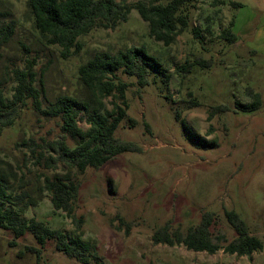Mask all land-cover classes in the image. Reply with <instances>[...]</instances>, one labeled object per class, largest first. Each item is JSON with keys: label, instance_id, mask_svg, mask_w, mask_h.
Returning <instances> with one entry per match:
<instances>
[{"label": "rangeland", "instance_id": "1", "mask_svg": "<svg viewBox=\"0 0 264 264\" xmlns=\"http://www.w3.org/2000/svg\"><path fill=\"white\" fill-rule=\"evenodd\" d=\"M223 1L219 7H212L211 0L189 6L188 26L169 46L149 38L147 24L131 10L113 29L96 27L79 37L80 52L63 59L59 48L48 45L35 29L26 0H0V25L11 23L14 28L0 49V88L10 98L16 85L13 72L31 64L35 87L42 90L40 110L27 99L14 124L0 134L9 192L29 191L35 200L21 216L72 237L70 220L53 210L49 194L38 191L45 176L68 173L80 184L75 214L82 219L81 240L90 247L86 263L57 252L54 242H47L37 255L27 249H39L29 233L14 239L11 231L0 229V264H264V250L250 258L223 251L236 237L225 211L235 212L249 235L264 240V0ZM226 30L235 36L233 44L224 40ZM132 46H144L158 64L144 87L120 71L114 76L128 85L126 115L133 122L123 120L115 137L134 143L140 152L119 154L83 173L62 163L51 169L36 163L31 149H46L47 143L62 137L58 119L42 114L46 107L62 94L84 98L78 68L98 54ZM195 59L202 65L184 78L176 74L175 67ZM247 87L261 98L254 113H242L235 105L250 102ZM104 103L110 110L112 99ZM221 104L230 110L208 121L210 109ZM176 113L215 148H202L190 139L175 120ZM85 120L80 113L77 125L82 130L88 128ZM204 213H212L210 232L221 239L215 254L152 242L153 232L164 224L185 232Z\"/></svg>", "mask_w": 264, "mask_h": 264}, {"label": "trees", "instance_id": "2", "mask_svg": "<svg viewBox=\"0 0 264 264\" xmlns=\"http://www.w3.org/2000/svg\"><path fill=\"white\" fill-rule=\"evenodd\" d=\"M128 0H26V6L33 19L35 29L50 46L59 48L60 57L67 59L77 55L82 46L78 38L88 34L96 27L113 29L119 22H125L131 10H135L140 19L148 26V37L164 46L173 44L188 26V7L197 0H136L129 5ZM212 7L224 5L223 0H211ZM231 6H238L232 3ZM3 15L0 14V18ZM232 24V23H231ZM224 40L233 44L235 36L226 30ZM14 32L11 23L0 25V49L12 38ZM195 35L199 31L194 30ZM201 61L195 59L175 67L176 74L181 78L200 66ZM31 64L24 70H15L13 80L16 83L10 98H6L0 88V134L3 129L14 124L18 110L31 99L34 108L40 110L38 98L42 90L35 87L36 74ZM157 70L156 59L150 55L144 46L129 47L115 54H98L78 68V81L85 90L84 98L58 95L42 114L47 118L58 119L57 123L62 137L53 143H47L46 149H31L36 163L44 162L46 168H54L62 163L70 169L83 173L86 169H99L116 156L126 152L138 153L140 149L131 142H125L115 137V132L123 120L127 119L128 109L126 90L128 85L115 80L120 71L128 77H134L139 86L148 84L149 72ZM250 102L241 104L235 102L242 113H254L261 107L259 93L246 88ZM110 97L112 107L107 110L104 100ZM195 104V103H194ZM225 104L214 106L208 113V121L218 114L229 111ZM86 117L88 128L82 130L77 122L80 113ZM175 120L181 122L187 136L202 148H215L213 141L208 142L196 136L176 113ZM133 124L131 120H128ZM72 143V145L68 142ZM39 148V147H37ZM47 152L54 153L46 155ZM79 182L72 180L68 173L45 176L41 193L50 196L54 211L63 212L73 226V235L50 229L35 219H26L21 213L29 206H35V200L29 191L14 194L7 174L0 161V229L12 232L18 239L29 233L39 249L27 247L37 255L47 242H54L57 252L71 259L86 263L89 245L81 240L82 219L75 214V200L79 191ZM229 226L236 237L226 242L223 251L228 255L250 258L254 252L264 250V240L249 235L246 224L233 211L224 212ZM120 224H124L120 220ZM213 224L212 213H204L201 221L188 227L185 232L179 228L172 229L170 223L157 228L151 237L154 244L169 247L184 246L193 252L215 254L219 249L221 239L212 237L210 228ZM119 230V227H117Z\"/></svg>", "mask_w": 264, "mask_h": 264}]
</instances>
